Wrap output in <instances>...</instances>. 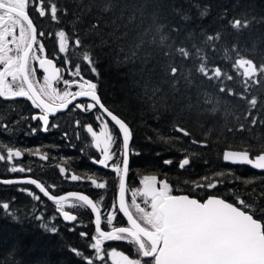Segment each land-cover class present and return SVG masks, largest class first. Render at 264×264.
<instances>
[{"label": "trees", "instance_id": "16d2710c", "mask_svg": "<svg viewBox=\"0 0 264 264\" xmlns=\"http://www.w3.org/2000/svg\"><path fill=\"white\" fill-rule=\"evenodd\" d=\"M54 2L60 9H67V15L58 12L59 23L52 21L50 16L39 17L31 8L29 13L37 22L38 29L46 33L43 36L45 40L48 32L55 33L61 29L70 35L69 56L77 53L73 60L81 63L82 73L97 83L102 102L130 126L132 152L128 185L136 187L138 179L156 175L171 180L175 192H186L202 199V187L197 188L195 185L206 184L208 181L204 178L208 177L212 181L218 180L219 185L223 186L224 183L228 186L225 187L228 192L223 189V197L234 203L237 198L245 200L251 205L249 211L264 222V170L248 165H232L222 159V151L229 145L231 148L250 149L253 152L264 148V84L253 85L246 93L249 99H257L256 107L251 108L238 97L219 92V81L209 82L201 77L194 71L191 59L184 63L187 69H193L192 86L184 88L181 84L178 86L181 91L173 92L167 84L160 82L157 65L162 57L157 45H145L138 50L136 57L127 58L140 34L145 29L152 28V35H156L154 29L159 25L162 28L161 34L168 36L167 44L184 46L192 52H195L192 47L195 44L203 48L210 63L214 62L235 76L231 61L224 58L225 48L231 50L235 44L241 55L253 59L257 64L264 61V0H122L130 7L117 8L108 13L93 9L87 15L81 13V6L88 4L89 0ZM133 4L147 5L142 10L143 15L141 10L131 7ZM205 9L207 14L202 16L201 12ZM122 12L123 19H120ZM153 13L156 17L155 24ZM77 16L80 17L79 20ZM97 16L103 18L101 26L106 34L105 44H101L99 37L88 35V25L97 23ZM129 16H135V19L130 22ZM185 16L187 19H184ZM232 19L247 20L249 26L240 30L233 29L228 24ZM216 32L221 33V39L213 41V49L203 41L205 35H214ZM76 36L84 40L83 49L74 45ZM150 38L151 36L145 39ZM158 39L157 35V41ZM49 40L58 43V37L51 35ZM83 51H90L95 56L98 76L84 67L86 62L82 61ZM229 54L233 58L236 56L231 51ZM146 56L147 64L143 63ZM224 84L240 90L236 80H225ZM197 85H200L199 89ZM155 87H160V91L151 96V89ZM204 92L220 100V110L215 114L205 111L212 105L203 103ZM78 116L84 119L82 114ZM253 118L257 120L255 125L251 124ZM241 124L244 125L243 130H239ZM72 125L74 126V122ZM111 126L118 131L114 124L111 123ZM176 126L186 128L191 136L185 137L177 133ZM227 128H232L233 131L228 132ZM62 139V146L71 150V145L75 144V136L69 134L66 137L62 134ZM192 140L205 141L207 146L193 144ZM80 155L79 158H82ZM185 157L190 159V164L181 169L179 163ZM167 160L172 163L165 164ZM217 172L224 175L217 177ZM114 180L115 177L111 181V194L116 189ZM22 188L25 189L22 184L0 183V203L8 202L16 216L13 219L0 210V264H84L82 258L70 249L75 247L86 256L93 253L89 247L90 241L80 236L81 231L96 234L92 214L82 223H74V226L59 216L52 201L42 195L41 201H37L27 192L20 191ZM110 197L104 201L106 210L117 204L116 198ZM114 212H117V223L121 224L123 216L118 214V209ZM41 215L43 220L34 218ZM45 223L54 225L58 232L53 234L45 231L41 227ZM104 247L126 251L131 255L134 249L133 245L126 246L116 241L105 244ZM96 264L101 262L96 261ZM107 264H112V260L108 259Z\"/></svg>", "mask_w": 264, "mask_h": 264}, {"label": "snow or ice", "instance_id": "6c2138e0", "mask_svg": "<svg viewBox=\"0 0 264 264\" xmlns=\"http://www.w3.org/2000/svg\"><path fill=\"white\" fill-rule=\"evenodd\" d=\"M130 7L129 4L123 3L122 0H89V3L81 6V13L87 15L93 9H97L101 13H108L114 9H125ZM131 7L141 10L147 5L133 4ZM36 11L39 17L50 16L51 20L59 23L60 17L58 12L67 15V9H60L54 0H0V98L15 99L26 98L31 102L35 109L40 110L38 114L31 117L32 120L41 122L40 130L49 131L50 127H56L50 124L49 115L68 109L72 104L74 109L83 112H91L99 109L100 112L96 116L99 123V132L94 130L92 124H86L83 127L86 133L91 135L94 146L101 153L100 158H93L92 163L98 164L103 168L110 169L115 175L114 183H118L119 195L118 204L110 207L112 212H108L105 216V226L111 227L110 231L104 230L101 226L102 213L98 206L103 202V195L96 194V198H91L89 194L78 191H69L67 194H55L56 184L45 185L38 179L27 177H18L15 179L2 180L0 183L14 184L24 183L34 185L43 197L52 201L55 210L63 218L64 221H78V216L71 211L65 210L69 208H83L94 213V230L96 235H90L86 231H81L80 236L90 241L89 247L93 253L87 256L79 249L73 247L71 252L79 256L84 264H107V260L111 259L112 264H264V222L254 218L251 214L249 205L245 200L237 198L236 204L227 202L225 199L209 196L203 202L199 199L192 198L188 195H172V188L169 183L159 180L157 176H144L141 184L143 188H137L132 191L131 206L126 203L125 187L126 177L129 173V142L131 139V131L128 124L118 115L109 110L102 103L97 93V83L86 79L81 71L82 64L72 61H64L65 66L72 64V70L69 73L73 79H63L60 75V68L54 64L53 59L41 58L36 53H44L45 47L43 43L37 45V37H43L45 32L38 31L37 25L34 23L29 9ZM207 9L201 12L206 15ZM120 19H123V12ZM80 17L77 16V20ZM97 23H89L88 35H94L100 38L101 44H105V33L101 26L102 17H95ZM131 22L135 16H129ZM155 13H153V23L155 24ZM184 19H187L185 16ZM115 24V21H112ZM231 28L240 30L249 26V21L242 19H232L228 21ZM156 35H152L153 29H145L130 49L132 59L137 56L138 50L145 45H157L160 48V57L157 67L160 73V82L167 84L173 92H180L179 85L188 88L193 84V69H187L184 61L192 60L194 71L199 73L201 77L209 82L219 81V92L227 96L238 97L245 101L251 108L257 105V99L252 97L249 99L246 95L249 88L256 84H264V61L257 64L253 59L247 58L240 54L238 47L234 44L229 50L224 49V58L231 61V68L235 73L229 74L223 67L210 63L209 57L204 53L203 48L192 45L195 52L184 46L176 47L174 44H167V35H163L162 28L156 25L154 29ZM175 31V30H174ZM54 38H59V52L65 53L68 49L70 35L61 29L55 33H49ZM114 35V34H113ZM126 35V33H125ZM157 35L159 39L157 41ZM151 36L150 39H145ZM221 39V33L216 32L214 35H205L203 43L215 49L213 41ZM77 48L85 47L84 40L80 36H76L73 41ZM14 44L15 48L9 47ZM229 51L236 54L233 58ZM12 53V54H10ZM31 54V55H30ZM149 55H151L149 53ZM180 59L177 60L176 58ZM38 61L39 68L46 74L43 76V86L36 87L37 81L34 80L36 68L31 67L29 61ZM82 61L86 62V67L91 73L98 76L96 67V58L90 51H83ZM143 63H148V57L143 59ZM11 78L10 81L8 78ZM239 79H236V78ZM236 80L240 85V90H234L232 86L224 84V81ZM54 83L57 86H54ZM202 83V82H201ZM199 89L200 85L196 86ZM72 89H76L73 91ZM160 91V87L151 89V96H155ZM55 99L58 103L53 106L44 99ZM145 95H148L147 86ZM199 95L198 102L199 106ZM204 96L203 103L212 105L205 111L215 114L220 110V100L213 97L207 92L202 93ZM79 98H87L88 103H74ZM151 98V97H149ZM192 107V105H189ZM228 115V113H225ZM251 115V111L248 112ZM110 118L114 126L118 129L120 136L117 137L115 132L109 130L108 119ZM247 118V117H245ZM264 122V121H262ZM257 120L253 118L251 124L255 125ZM77 126L80 121H76ZM4 131H7V125H0ZM225 127H227L225 125ZM244 125H240L239 130H243ZM31 131L35 133L36 128ZM175 131L181 133L185 137L191 136V133L183 127L176 126ZM228 132H232V128H227ZM211 132V129H209ZM67 137V133L64 134ZM193 144H200L206 147L205 141L192 140ZM103 145V146H101ZM39 150L30 152L36 155ZM23 156L22 150L15 148L10 144L0 143V161L11 164L10 171L13 173L31 172V168L13 163L15 159ZM41 160H48L47 153L40 154ZM222 159L225 162L234 164H246L251 167L264 170V148L257 152L250 149H242L239 151L232 150L231 146H227L222 151ZM171 164V160L164 162ZM190 164V159L185 157L179 167L183 169ZM67 169L60 167L59 172L71 181L90 182L95 189H106L107 181L97 182L96 175L81 176L79 174H66ZM224 173L217 172L215 176H223ZM208 182L206 184L197 183V188H215L216 182L208 177L204 178ZM157 182L160 187H157ZM25 191L33 199L41 201V196L34 193L30 189H20ZM143 197L142 203L138 202L136 197ZM132 207L139 214L138 220L133 214ZM127 219L128 226H114L113 221L116 219L113 214L117 210ZM0 210L5 215L16 219L15 213L11 211L8 202L0 203ZM35 219L43 220L44 217L35 216ZM41 227L45 231L53 234L58 229L52 225L42 224ZM105 241H126L133 245L132 256L125 254L123 251H117L115 248L109 250L104 247ZM119 258V259H117Z\"/></svg>", "mask_w": 264, "mask_h": 264}, {"label": "flooded vegetation", "instance_id": "af4514ba", "mask_svg": "<svg viewBox=\"0 0 264 264\" xmlns=\"http://www.w3.org/2000/svg\"><path fill=\"white\" fill-rule=\"evenodd\" d=\"M31 12V10H29ZM38 27L36 21H34ZM38 31H40L38 29ZM50 32H48L49 34ZM51 39V35H48V38L45 40L44 37L37 38V45L34 48L38 47L39 43H43L45 47L44 53L37 52L36 54L39 55L41 58H48L53 59L54 64L60 68L61 72L60 75L63 79H73V77L69 74L72 70V64L76 62L73 60L76 57L77 53H71L72 55L69 56L70 48L68 47L65 53L59 52V38L58 43H54V40ZM40 40V41H39ZM15 48V46H10ZM12 54V53H10ZM31 55V54H30ZM70 60L72 64L65 66L64 61ZM30 66L36 68V75L34 80L37 81L36 87L40 88L43 86V76L46 75L42 69L39 68L38 61H29ZM0 70H2V66H0ZM84 75V74H83ZM86 79L91 80L90 78L86 77ZM10 77L8 80L10 81ZM54 86H57L54 83ZM75 91L76 89H72ZM44 99L49 103L55 105L58 103L55 99H49L46 95ZM90 102L87 98H79L74 103H88ZM96 110V111H95ZM40 110L35 109L31 102L28 101L26 98H15V99H5L0 98V125H7V131H4L3 127H0V143L3 144H10L15 148L22 150L23 156L21 158L15 159L13 163L23 166L25 168H31L32 171L20 173L16 172L13 173L10 171L11 164L8 162L0 161V178L8 179L14 177H26L32 176L41 182L45 183V185L56 184L57 187L55 189V194H64L69 191H78L85 194H89L94 199L96 198V194L100 193L103 195L104 199L102 204L99 203L101 213H102V227L106 230L111 229V227L105 226V216L107 215V211L105 209L104 201H107L110 198L115 197L117 200L118 197V183H116L115 193L111 194V181L115 177L114 173L110 171V169L103 168L98 164L92 163L93 158H100L101 153L98 149L95 148L94 142L92 141L91 135L86 133V129L83 127L86 124H92L94 126V130H99V123L96 120V116L99 114L100 110L94 109L91 112H83L79 109H74L73 105L70 104L68 109L61 110L54 114L49 115L50 124L57 125L56 127H50V130L45 132L40 130L41 122L38 120H32L31 117L35 114H38ZM95 111V113H94ZM82 114L83 118H80L78 115ZM109 123V130L115 132L117 137L120 136V133L111 126V120L107 117ZM76 121H80V125L77 126ZM74 122V126L78 127L74 132V126L72 125ZM32 128H36L37 131L33 133L31 131ZM65 133L73 134L75 136V144L71 145V150L68 148H64L62 146V134ZM67 135V136H68ZM65 136V135H64ZM102 146V145H101ZM79 147V149H78ZM39 150V153L36 155L29 154L30 152H35ZM47 153L49 159L48 160H41L40 154ZM79 154L82 158H79ZM232 165H246V164H234L227 162ZM187 166V165H186ZM250 166V165H248ZM65 167L68 171L66 174H79L81 176L92 175L93 173L96 175L97 182H105L107 181V188L106 189H95L91 186L90 182L87 180L84 181H71L69 179H65L63 175L60 174L59 168ZM251 167V166H250ZM180 168V167H179ZM130 171V165H129ZM152 176V175H150ZM156 176V175H155ZM129 178V175H128ZM159 179L165 180L169 183L170 187L172 188L171 194H175L176 190L173 189L171 180H167L166 178ZM143 179H138V184L136 187H130L128 185L127 188V200L129 206H131V199H132V191L136 190L137 188H143L141 181ZM213 182L217 183L215 188H203L202 187V195L204 198L200 200H205L209 196H221L223 197V189L228 192V187L223 183L219 185L218 180H214ZM22 184L25 189H30L34 193L38 195H42L39 193V190L35 188L34 185ZM129 184V182H128ZM160 187V184H158ZM222 188V189H221ZM212 191V192H211ZM178 193H186V192H178ZM225 193V192H224ZM43 196V195H42ZM197 197V196H196ZM225 198V197H224ZM138 202L142 203L143 197L137 195L136 197ZM105 211L102 212V210ZM65 210L71 211L78 216V221L68 222L70 224H79L85 218H90V213L93 216V213L90 210H86L83 208H69L65 207ZM133 214L139 220L140 217L136 214V209H132ZM119 212V211H118ZM118 214H121L120 212ZM115 217H117V212H114ZM122 215V214H121ZM123 216V215H122ZM124 221L121 224L117 223L115 219L113 221L114 226H128L127 219L123 216ZM94 222V216H93ZM75 223V224H74ZM96 235V234H92ZM113 241H105V244L111 243ZM122 245L130 246L126 241H116ZM128 255L132 256L130 253L126 252Z\"/></svg>", "mask_w": 264, "mask_h": 264}, {"label": "water", "instance_id": "95a60500", "mask_svg": "<svg viewBox=\"0 0 264 264\" xmlns=\"http://www.w3.org/2000/svg\"><path fill=\"white\" fill-rule=\"evenodd\" d=\"M98 93V92H97ZM98 95H99V93H98ZM100 96V95H99ZM102 101V100H101ZM103 103V102H102ZM105 105V104H104ZM53 106H55V105H53ZM106 106V105H105ZM107 107V106H106ZM108 108V107H107ZM109 109V108H108ZM109 110H111V109H109ZM112 111V110H111ZM114 114H116L114 111H112ZM116 115H118V114H116ZM119 116V115H118ZM120 117V116H119ZM121 118V117H120ZM110 119V118H109ZM121 119H123V118H121ZM124 120V119H123ZM125 121V120H124ZM126 122V121H125ZM127 123V122H126ZM128 124V123H127ZM129 126V125H128ZM129 129H130V126H129ZM130 131H131V129H130ZM131 142H132V132H131V139H130V142H129V147H130V153H129V165H130V160H131ZM232 150H236V151H239V150H242V149H235V148H231ZM231 163V162H230ZM128 175H129V173H128ZM128 175H127V177H126V182H125V187H126V189H127V186H128ZM25 177V176H24ZM27 177V176H26ZM32 177V176H31ZM15 178H18V177H14V178H8V179H15ZM32 178H34V177H32ZM8 179H4V178H0V181H2V180H8ZM36 179V178H35ZM159 180H163V179H159L158 178V181ZM165 181V180H164ZM4 184V183H3ZM15 184V183H14ZM158 182H157V187H158ZM64 194H67V193H64ZM85 194V193H84ZM118 195H119V191H118ZM172 195H188V196H190V197H192V198H196V199H199L198 197H196V196H192V195H190V194H188V193H175V194H172ZM125 196H126V203L128 204V200H127V191H126V193H125ZM213 196H215V195H213ZM91 197V196H90ZM215 197H217V198H221V199H225L224 197H221V196H215ZM91 198H93V197H91ZM200 200V199H199ZM206 200V199H205ZM227 202H230V203H233V202H231L230 200H228V199H225ZM202 202H203V200H201ZM117 204H118V197H117ZM235 204V203H234ZM129 205V204H128ZM122 214V213H121ZM252 214V213H251ZM95 214L93 213V216H94ZM123 215V214H122ZM126 218V217H125ZM254 218H256L255 216H254ZM258 219V218H257ZM66 222H69V221H66ZM101 226H102V220H101ZM103 228V227H102ZM104 229V228H103ZM104 230H106V229H104ZM111 229H109V230H107V231H110Z\"/></svg>", "mask_w": 264, "mask_h": 264}, {"label": "rangeland", "instance_id": "374dc122", "mask_svg": "<svg viewBox=\"0 0 264 264\" xmlns=\"http://www.w3.org/2000/svg\"><path fill=\"white\" fill-rule=\"evenodd\" d=\"M13 46H15L14 44H12ZM97 132H99V130H96ZM103 146V145H102ZM142 189V188H141ZM102 204V203H101ZM99 207H100V205H99ZM132 209L134 210L135 208L134 207H132ZM103 211H105V209H103L102 210V212ZM107 212H112L113 211V209H109V210H106ZM114 214V213H113ZM109 250H111V249H109ZM117 251H122V250H119V249H116ZM124 253H125V251H123ZM125 254H127V253H125ZM117 259H119V258H117Z\"/></svg>", "mask_w": 264, "mask_h": 264}]
</instances>
